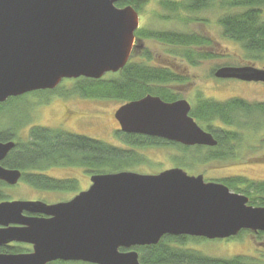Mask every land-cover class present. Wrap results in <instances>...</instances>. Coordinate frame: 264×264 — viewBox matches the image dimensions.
Wrapping results in <instances>:
<instances>
[{
  "label": "water",
  "instance_id": "water-1",
  "mask_svg": "<svg viewBox=\"0 0 264 264\" xmlns=\"http://www.w3.org/2000/svg\"><path fill=\"white\" fill-rule=\"evenodd\" d=\"M121 1L0 0V104L54 90L66 79L121 72L143 47L136 43L139 13L130 5L119 8ZM215 77L264 83V68L223 67ZM191 112L186 99L147 96L123 105L115 118L122 133L217 147ZM14 147L0 144V181L11 187L23 176L2 166ZM91 182L68 202H1L0 247L22 243L33 251L0 254V264H141L134 249L157 245L164 236L226 240L243 231L264 233V207L181 168L94 175Z\"/></svg>",
  "mask_w": 264,
  "mask_h": 264
},
{
  "label": "trees",
  "instance_id": "trees-1",
  "mask_svg": "<svg viewBox=\"0 0 264 264\" xmlns=\"http://www.w3.org/2000/svg\"><path fill=\"white\" fill-rule=\"evenodd\" d=\"M146 3L147 0H122L118 7L131 5L141 13ZM158 4L165 12L161 19L179 20L186 26L207 22L197 16L200 13H214L223 37L241 46L245 60L264 63V0H158ZM136 37L139 40L166 44L171 55L194 67L214 58L213 54L200 51L201 48H212V41L193 32L142 27L137 31ZM151 59L148 52L138 59L135 55L118 74L109 75L102 80L80 78L76 80L74 87L66 91V95L85 99L112 98L123 103L138 101L147 96L160 97L168 103L179 100L171 86L182 83L185 79L173 69L151 66ZM217 71L212 73L214 77ZM12 101L13 99L0 105V114L4 113V109ZM191 116L214 136L218 142L217 147H186L160 138L123 133L117 135L124 143L125 149H121L87 136L40 126L32 127L26 138L21 139L20 127L0 124V144L15 142V147L2 162V166L21 171V182L37 191L73 192L78 187L77 181L58 180L48 176L46 172L53 168L67 167L83 168L93 175L130 171L133 165L142 162L137 158V151L142 148L176 149L179 154L174 157L177 167L193 172L201 165L237 160L241 157L239 151L246 145L244 133L247 129L253 127L257 134L264 131V121H259L264 119V103H251L239 98L226 102L199 100ZM245 119L250 121L246 123ZM257 148L252 146L250 150L257 152ZM218 182L225 184L231 191L249 197L252 206L264 207V181L230 177ZM10 188L12 187L0 181V203L8 201L6 192ZM255 236L259 240L264 238V233ZM201 240L203 239L187 236H164L157 245L134 250L139 254L141 264H264V251L257 258L236 256L231 259H216L184 248L188 243ZM29 251L30 247L25 245L0 248V254ZM51 264L88 263L58 261Z\"/></svg>",
  "mask_w": 264,
  "mask_h": 264
},
{
  "label": "rangeland",
  "instance_id": "rangeland-1",
  "mask_svg": "<svg viewBox=\"0 0 264 264\" xmlns=\"http://www.w3.org/2000/svg\"><path fill=\"white\" fill-rule=\"evenodd\" d=\"M140 14L141 27L152 30L193 32L210 39L213 43L212 48H201L200 51L213 54L214 58L202 61L194 67L171 55L170 48L166 44L145 40L144 55L148 52L152 57L151 66L173 69L185 79L182 83L171 86L179 99L184 98L193 106L199 100L226 102L233 98L251 103H264V83L217 79L212 74L223 67L264 68V63L246 61L241 46L223 37L222 29L216 24L217 19L214 13H200L197 16L207 22L201 21L186 26L179 20L161 19V16H165V12L159 6L158 0H147ZM138 55L141 56L143 53ZM76 83V80H64L60 89L53 94L30 93L13 99L4 109V113L0 114V124L20 127L19 138L21 139L26 138V134L32 127L40 126L84 134L113 147L125 149L124 143L117 136L118 125L113 117L125 102L112 98L84 101L79 96H67L64 90L74 87ZM90 121L94 123L90 124ZM244 121L247 123L250 120ZM62 123L66 125H61ZM247 130L244 133L246 145L239 151L241 157L237 160L201 165L193 172L184 168L183 170L189 175L201 174L206 181L217 182L230 177H246L254 181H264V131L257 134L253 127ZM252 146L258 147L257 152L250 150ZM178 155V151L173 148H142L137 151V158L142 162L133 165L130 171L147 175L158 174L176 168L177 163L174 157ZM46 174L58 180H75L78 187L73 192H42L21 182V179L18 185L7 189L8 201H41L50 205L63 203L70 201L92 184V176L83 168H53ZM255 235L257 234L245 232L237 238L228 240H201L188 243L184 248L216 259H231L236 256L257 258L264 251V238L258 240Z\"/></svg>",
  "mask_w": 264,
  "mask_h": 264
},
{
  "label": "flooded vegetation",
  "instance_id": "flooded-vegetation-1",
  "mask_svg": "<svg viewBox=\"0 0 264 264\" xmlns=\"http://www.w3.org/2000/svg\"><path fill=\"white\" fill-rule=\"evenodd\" d=\"M119 8H122V7H119ZM137 43H139L140 45H143V47L141 48V49H136V50H134V56L136 55L137 57H140V55H138L139 53H143L144 54V52H145V50H146V48H145V40H139L138 38H137ZM134 56H133V58H134ZM59 89V88H58ZM58 89H56V90H54V91H49V92H56ZM68 89H65L64 90V92L65 91H67ZM66 93V92H65ZM82 100H84V101H88V100H91V99H85V98H81ZM181 99H184V98H181ZM180 99V100H181ZM189 102V101H188ZM190 103V102H189ZM125 104V103H124ZM124 104H122L121 106H123ZM127 104V103H126ZM191 104V103H190ZM192 105V104H191ZM120 106V107H121ZM119 107V108H120ZM117 112V111H116ZM113 117H114V119H115V114L113 115ZM115 121H116V123H117V125H118V129L116 130V133H117V135L118 134H123L121 131H120V129H121V127H120V124L118 123V121L115 119ZM90 124H93L94 122H92V121H90L89 122ZM61 125H66V123H62ZM74 134H77V135H80V134H78V133H74ZM129 135H134V134H129ZM81 136H87V135H82L81 134ZM91 176H93V174H90ZM90 186L91 185H89L85 190H83V191H81V192H84V191H87V190H89V188H90ZM10 246H12V245H10ZM6 247H8V246H6ZM30 249H31V247H30Z\"/></svg>",
  "mask_w": 264,
  "mask_h": 264
}]
</instances>
